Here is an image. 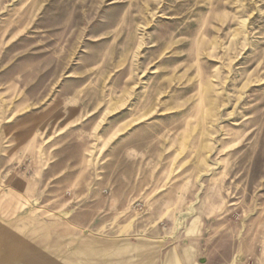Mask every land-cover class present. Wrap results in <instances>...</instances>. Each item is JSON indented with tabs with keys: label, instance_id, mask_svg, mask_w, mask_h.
Listing matches in <instances>:
<instances>
[{
	"label": "rangeland",
	"instance_id": "374dc122",
	"mask_svg": "<svg viewBox=\"0 0 264 264\" xmlns=\"http://www.w3.org/2000/svg\"><path fill=\"white\" fill-rule=\"evenodd\" d=\"M149 238L264 264V0H0V264Z\"/></svg>",
	"mask_w": 264,
	"mask_h": 264
},
{
	"label": "crops",
	"instance_id": "0c3cea01",
	"mask_svg": "<svg viewBox=\"0 0 264 264\" xmlns=\"http://www.w3.org/2000/svg\"><path fill=\"white\" fill-rule=\"evenodd\" d=\"M196 223L192 228V223L187 227V234L197 236L202 231L203 223L201 219H195ZM192 228V230H191ZM195 238V237H194ZM166 239H145L140 241L139 255H136L134 263L137 264H211L209 258L201 255V246L198 242L179 247L177 244L171 246L165 253H162V247ZM145 246L147 248H145ZM149 248V249H148ZM224 260L227 259L224 257ZM126 261L124 260V263ZM236 264V263H231Z\"/></svg>",
	"mask_w": 264,
	"mask_h": 264
}]
</instances>
